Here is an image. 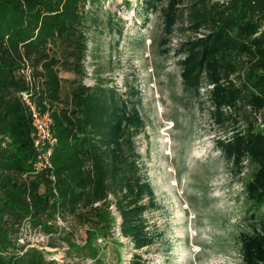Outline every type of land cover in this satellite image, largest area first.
<instances>
[{
  "label": "trees",
  "instance_id": "16d2710c",
  "mask_svg": "<svg viewBox=\"0 0 264 264\" xmlns=\"http://www.w3.org/2000/svg\"><path fill=\"white\" fill-rule=\"evenodd\" d=\"M138 8L159 18L160 45L185 15L193 35L171 48L180 82L204 87L210 121L225 132L213 140L220 155L237 171L251 167L243 189L253 224L238 233V252L242 264H264V0H139ZM99 10L100 0H0V264H118V252L107 261L94 243L120 244L114 229L130 244L126 264H148L140 250L158 232L145 213L157 204L135 144L144 130L139 91L99 73L83 82L88 33L111 26ZM21 93L50 117V143L34 145ZM244 110L250 117L238 124ZM45 152L49 166L34 169ZM69 226L83 230V244ZM25 228L52 248L62 234V261L28 246Z\"/></svg>",
  "mask_w": 264,
  "mask_h": 264
},
{
  "label": "rangeland",
  "instance_id": "374dc122",
  "mask_svg": "<svg viewBox=\"0 0 264 264\" xmlns=\"http://www.w3.org/2000/svg\"><path fill=\"white\" fill-rule=\"evenodd\" d=\"M100 2L99 17L110 16L111 26L100 25L101 29L88 33L83 82L91 84L99 73L119 90L128 84L139 91L144 130L135 144L157 204L145 216L149 228L158 232L155 242L140 252L148 264H242L237 236L250 231L253 224L243 189L251 167L237 171L215 148L213 140L225 132L210 121L204 87L197 92L182 88L171 48L193 35L185 30V15L170 40L160 45L159 18L151 13L143 19L139 0ZM240 114L238 124H244L250 117L248 110ZM224 130L228 134L230 128ZM38 160L33 164L36 170L47 161L46 157L41 163ZM57 224L66 225L58 219ZM65 229L74 232L70 238L76 243H84L81 228ZM22 232L31 243L28 246L62 261L66 246L62 234L52 238L59 243L52 248L46 245L45 236L26 228ZM113 237L120 244L95 238L99 255L115 262L118 252V264H126L130 244L116 229Z\"/></svg>",
  "mask_w": 264,
  "mask_h": 264
},
{
  "label": "built area",
  "instance_id": "2783aa9c",
  "mask_svg": "<svg viewBox=\"0 0 264 264\" xmlns=\"http://www.w3.org/2000/svg\"><path fill=\"white\" fill-rule=\"evenodd\" d=\"M28 71L29 69H24L23 73L25 75H28ZM22 94V99L26 102L28 109H29V118H30V123L31 126L34 129V145H41L44 142H51L53 139H50V128H51V119L48 116L47 113L45 112H39V110L30 103V101L27 99L26 95ZM47 159V153L45 152L43 155H41L40 157L38 156L37 159L39 162L41 163V159L45 158ZM47 166H49L48 161H45L43 164H45ZM40 164V166L44 167L46 165ZM19 241H21V239H19ZM31 245V243L29 244Z\"/></svg>",
  "mask_w": 264,
  "mask_h": 264
},
{
  "label": "bare ground",
  "instance_id": "6f19581e",
  "mask_svg": "<svg viewBox=\"0 0 264 264\" xmlns=\"http://www.w3.org/2000/svg\"><path fill=\"white\" fill-rule=\"evenodd\" d=\"M172 125L170 124V126L169 127H171Z\"/></svg>",
  "mask_w": 264,
  "mask_h": 264
}]
</instances>
